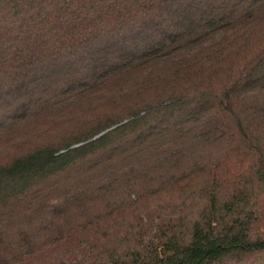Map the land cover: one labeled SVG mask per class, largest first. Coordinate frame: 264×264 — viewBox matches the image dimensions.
Returning a JSON list of instances; mask_svg holds the SVG:
<instances>
[{
	"label": "trees",
	"instance_id": "obj_1",
	"mask_svg": "<svg viewBox=\"0 0 264 264\" xmlns=\"http://www.w3.org/2000/svg\"><path fill=\"white\" fill-rule=\"evenodd\" d=\"M0 264H264V0H0Z\"/></svg>",
	"mask_w": 264,
	"mask_h": 264
}]
</instances>
